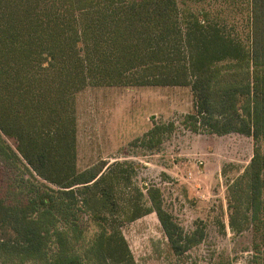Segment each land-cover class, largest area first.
<instances>
[{"label":"trees","instance_id":"obj_1","mask_svg":"<svg viewBox=\"0 0 264 264\" xmlns=\"http://www.w3.org/2000/svg\"><path fill=\"white\" fill-rule=\"evenodd\" d=\"M88 86H189L193 132L252 137L227 187L229 225L264 264V0H0V264H136L123 227L154 212L169 250L185 231L137 165L77 166V95ZM174 121L136 139L159 149Z\"/></svg>","mask_w":264,"mask_h":264},{"label":"rangeland","instance_id":"obj_2","mask_svg":"<svg viewBox=\"0 0 264 264\" xmlns=\"http://www.w3.org/2000/svg\"><path fill=\"white\" fill-rule=\"evenodd\" d=\"M192 109L189 86H88L77 95V166L134 161L133 185L158 186L165 209L185 231L204 230L200 243L175 255L149 212L123 227L136 264H255L252 229L232 231L227 196L252 156V137L193 132L181 123ZM152 118L176 127L149 150L136 139Z\"/></svg>","mask_w":264,"mask_h":264}]
</instances>
